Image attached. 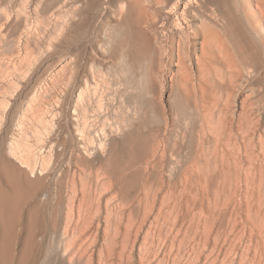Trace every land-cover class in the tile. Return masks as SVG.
Instances as JSON below:
<instances>
[{
	"label": "rangeland",
	"instance_id": "obj_1",
	"mask_svg": "<svg viewBox=\"0 0 264 264\" xmlns=\"http://www.w3.org/2000/svg\"><path fill=\"white\" fill-rule=\"evenodd\" d=\"M0 264H264V0H0Z\"/></svg>",
	"mask_w": 264,
	"mask_h": 264
},
{
	"label": "bare ground",
	"instance_id": "obj_2",
	"mask_svg": "<svg viewBox=\"0 0 264 264\" xmlns=\"http://www.w3.org/2000/svg\"><path fill=\"white\" fill-rule=\"evenodd\" d=\"M255 2L257 3V4H259V0H255ZM259 7V10H255V11H252V17H257L260 13H261V6H258ZM186 8V7H185ZM175 10V9H174ZM196 12V11H195ZM177 14V13H176ZM202 14V13H201ZM250 15V16H251ZM172 16V15H171ZM178 17V16H177ZM179 18V17H178ZM180 19V18H179ZM258 19V18H257ZM177 20V19H176ZM178 21V20H177ZM213 23V22H212ZM222 23V22H221ZM208 25H210V24H208ZM202 27H203V25H201ZM211 26V25H210ZM206 27H207V25H206ZM206 27H203V28H205V30H206ZM227 27V26H226ZM202 28V29H203ZM164 29V28H163ZM209 29V28H208ZM224 29V28H223ZM227 29H229V28H227ZM209 30H207V32H208ZM210 31H211V33H210ZM210 31H209V34L211 35H208V33H206V35H204L203 34V36L205 37V38H209L210 39V37H211V39L213 38V36H214V39L216 38L217 40H218V42H222V41H224V39L225 38H223L222 39V37H225L224 35H221V31L219 32L214 26H211L210 27ZM229 31V30H228ZM204 32V31H203ZM202 33V32H201ZM205 33V32H204ZM208 35V36H207ZM228 35V34H227ZM233 35V34H232ZM235 36V35H234ZM208 38H207V40H208ZM163 41V40H162ZM211 41V40H210ZM215 41V40H214ZM207 42V41H206ZM208 42H209V40H208ZM247 42V41H246ZM203 43V42H202ZM188 44V43H187ZM224 44V43H223ZM225 44H226V42H225ZM221 48H222V45L220 46ZM223 49V48H222ZM224 50H226V49H224ZM223 50V51H224ZM188 51V50H187ZM202 51H203V49H202ZM204 52V51H203ZM202 53V52H201ZM203 54V53H202ZM186 56V55H185ZM85 120V119H84ZM86 124V123H85ZM86 126V125H85ZM85 126H84V128H85ZM83 128V127H82ZM79 129V128H78ZM78 132V131H77ZM89 138V137H88ZM81 139V138H80ZM38 173V172H37ZM92 175V174H91ZM44 179V178H43ZM57 181V180H56ZM82 181V180H81ZM44 182H45V180H44ZM34 183V182H33ZM40 183V182H39ZM96 183V182H95ZM39 185H41V184H39ZM44 186H45V183H44ZM47 186V185H46ZM49 187V186H48ZM52 187V186H51ZM50 187V188H51ZM33 188V187H32ZM42 188V187H41ZM44 188V187H43ZM61 188V187H60ZM59 188V189H60ZM34 189H35V187H34ZM85 189V188H84ZM90 189V188H89ZM32 190V189H31ZM42 190V189H41ZM43 190H45V189H43ZM51 190V189H50ZM81 190V189H80ZM33 191V190H32ZM36 191V190H35ZM52 191V190H51ZM42 192V191H41ZM40 192V193H41ZM44 192V191H43ZM48 192V191H47ZM50 192V191H49ZM85 192V191H84ZM33 193V192H32ZM44 193H46V192H44ZM66 193V192H65ZM87 193V192H86ZM93 193V192H92ZM47 194V193H46ZM30 195V194H29ZM45 195V194H44ZM44 195H42V196H44ZM51 195V194H50ZM88 195V194H87ZM52 196V195H51ZM36 197V196H35ZM53 197V196H52ZM76 197V196H75ZM44 198V197H43ZM61 199H62V197H61ZM84 199V198H83ZM68 200V199H67ZM46 203V202H45ZM68 206V205H67ZM84 206V205H83ZM86 208V207H85ZM82 209H83V207H82ZM82 209H81V206H80V208L78 209V212H80V210H81V212H82ZM90 209V208H89ZM88 209V210H89ZM92 211V210H91ZM85 212V211H84ZM87 212V211H86ZM72 213V212H71ZM70 213V214H71ZM87 214V213H86ZM69 215V214H68ZM68 215H67V217H68ZM91 215V214H90ZM89 215V216H90ZM78 217H79V215H77ZM78 223V222H77ZM77 228V227H76ZM78 235V234H77ZM76 242V241H75ZM73 246H74V244H73Z\"/></svg>",
	"mask_w": 264,
	"mask_h": 264
}]
</instances>
